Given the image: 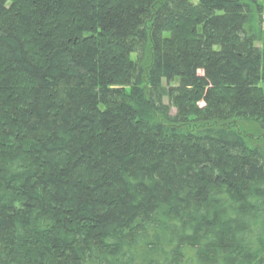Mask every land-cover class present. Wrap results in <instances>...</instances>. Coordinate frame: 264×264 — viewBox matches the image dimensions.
Instances as JSON below:
<instances>
[{
  "label": "trees",
  "instance_id": "16d2710c",
  "mask_svg": "<svg viewBox=\"0 0 264 264\" xmlns=\"http://www.w3.org/2000/svg\"><path fill=\"white\" fill-rule=\"evenodd\" d=\"M0 264H264V0H0Z\"/></svg>",
  "mask_w": 264,
  "mask_h": 264
},
{
  "label": "rangeland",
  "instance_id": "374dc122",
  "mask_svg": "<svg viewBox=\"0 0 264 264\" xmlns=\"http://www.w3.org/2000/svg\"><path fill=\"white\" fill-rule=\"evenodd\" d=\"M244 130V129H243ZM245 131L249 132L252 134V136L254 138H258L259 137V133L257 130H255V128H253L252 126H247V128L245 129ZM259 142V141H258Z\"/></svg>",
  "mask_w": 264,
  "mask_h": 264
}]
</instances>
